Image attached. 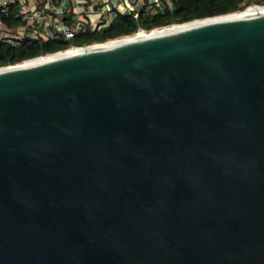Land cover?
<instances>
[{
    "label": "water",
    "instance_id": "obj_1",
    "mask_svg": "<svg viewBox=\"0 0 264 264\" xmlns=\"http://www.w3.org/2000/svg\"><path fill=\"white\" fill-rule=\"evenodd\" d=\"M0 264H264V13L0 72Z\"/></svg>",
    "mask_w": 264,
    "mask_h": 264
},
{
    "label": "trees",
    "instance_id": "obj_2",
    "mask_svg": "<svg viewBox=\"0 0 264 264\" xmlns=\"http://www.w3.org/2000/svg\"><path fill=\"white\" fill-rule=\"evenodd\" d=\"M252 6L264 7V0H169V3L164 6L162 15H139L136 19L132 16L117 15L108 27L99 32L85 31L84 34H78L73 41L86 45L93 42L101 44L132 35L138 29L150 31L197 20L228 16ZM4 21L6 24L16 23L13 18L4 19ZM65 49L62 42H50L39 38L22 39L16 47L0 44V68Z\"/></svg>",
    "mask_w": 264,
    "mask_h": 264
},
{
    "label": "built area",
    "instance_id": "obj_3",
    "mask_svg": "<svg viewBox=\"0 0 264 264\" xmlns=\"http://www.w3.org/2000/svg\"><path fill=\"white\" fill-rule=\"evenodd\" d=\"M35 1H36L35 3L41 4L44 0H35ZM157 2L158 1L155 0L154 3L152 2L149 3L148 8L151 9L153 6H157L158 5ZM111 3H112V7L109 9V12L117 11L119 15H128V16L131 15L135 19L138 17L136 0L135 1L113 0L111 1ZM14 4H16V0H0V41L13 39L16 42H19L25 38H42L46 40L47 38L51 37V35L53 34L55 36L58 35V36L63 37L65 41H70L77 34V32H79L80 30H83L82 28H79V27H75L72 29L65 25L60 26V27H52L51 25L50 30L47 29L46 25L45 27H41L40 26L41 23L44 22L45 24H49L51 21V15L49 13L50 9L48 8V3L47 4H45L44 2L42 3L43 5H45V9H37L36 8L37 4L30 6L28 4V0H17L18 8L15 14L13 15L10 8ZM12 18H16V20L22 24L21 26L15 28V30L13 28L9 29L5 25L6 23L4 19L10 20ZM107 25L108 23L93 24L92 31H95V30L98 31L104 27H107ZM157 29H160V28H157ZM153 30H156V29H153ZM151 31L152 30L145 31V30L139 29L134 34L129 35V36H124L121 38H128L139 32L149 33ZM15 32L17 33L14 35L13 33ZM92 45H98V44H90L86 46H77V47L71 46L65 50L56 52L54 54H58V53L67 51L69 49H74V48L84 49ZM54 54H49V55H54ZM27 61H30V60H27ZM27 61H23L19 64L12 65V66H17ZM12 66H7V68H10Z\"/></svg>",
    "mask_w": 264,
    "mask_h": 264
},
{
    "label": "crops",
    "instance_id": "obj_4",
    "mask_svg": "<svg viewBox=\"0 0 264 264\" xmlns=\"http://www.w3.org/2000/svg\"><path fill=\"white\" fill-rule=\"evenodd\" d=\"M111 1L113 0H44L43 2L45 4L48 3L51 21L49 24H45L43 22L40 24V26L45 27L46 25L47 29L49 30L51 28V25L52 27H60L65 25L72 29L75 27L82 28L83 30L77 32V35L84 33L85 31L99 32L92 31L93 24L108 23V27L111 22L116 18V16L119 15L117 11L109 12V9L112 7ZM154 1L155 0H136L138 16L139 14L146 15L147 13H149V11L152 10L161 11L164 7V4H162L163 2L161 3L162 0H157V6H153L151 9L148 8L149 3H154ZM35 2V0H28V4L30 6L37 4V9H45V5L42 4L43 2L41 4ZM17 8L18 4L16 0V4L12 5L10 8L13 15L15 14ZM13 19L16 21L15 24L5 25L9 29L13 28L15 30V28L21 26L22 24L19 23L16 18Z\"/></svg>",
    "mask_w": 264,
    "mask_h": 264
},
{
    "label": "bare ground",
    "instance_id": "obj_5",
    "mask_svg": "<svg viewBox=\"0 0 264 264\" xmlns=\"http://www.w3.org/2000/svg\"><path fill=\"white\" fill-rule=\"evenodd\" d=\"M246 11L248 12V14H261L264 13V7H249L245 10H243L242 12L236 13V14H232V15H228V16H223V17H217V18H212V19H206V20H201V21H194V22H190L188 24H183V25H173L171 27L168 28H161L156 29L152 32L149 33H145V32H139L133 36H130L128 38H120V39H116L115 41L113 40L112 42L109 43H105V44H99V45H92L89 46L87 48L84 49H76L77 51H86L90 48H100V47H105V46H110V45H117V44H121V43H127V42H131V41H135L138 39L139 34L141 36V38H146V37H153V36H159V35H165V34H169V33H173V32H177V31H182V30H187V29H191V28H196V27H201V26H205V25H210V24H214V23H218V22H222V21H226V20H230V19H234L237 17H241L243 15L246 14ZM74 51V49H69L67 51L58 53V54H54V55H47V57H40V58H36L30 61H27L25 63H22L18 66L15 67H10V68H5V69H0V72L3 71H10L13 69H18V68H22V67H26V66H30L36 63H40V62H45V61H50V60H54V59H58L67 55L72 54Z\"/></svg>",
    "mask_w": 264,
    "mask_h": 264
},
{
    "label": "flooded vegetation",
    "instance_id": "obj_6",
    "mask_svg": "<svg viewBox=\"0 0 264 264\" xmlns=\"http://www.w3.org/2000/svg\"><path fill=\"white\" fill-rule=\"evenodd\" d=\"M163 2V3H162ZM161 3L162 4H164V6L166 5V4H168L169 3V0H162L161 1ZM163 9H164V7H163ZM161 10V11H154V10H152V11H149V13H147L146 15H156V14H163V11L164 10ZM139 15H141V14H139ZM143 15V14H142ZM128 16V15H127ZM131 16V15H130ZM133 17V16H132ZM134 18V17H133ZM101 30V29H100ZM100 30H98V31H100ZM96 31V30H95ZM14 35L16 34V32L15 33H13ZM84 34V33H83ZM76 36H77V34L70 40V41H65L64 39H63V37H61V36H55L54 34L53 35H51V37H49V38H47L46 39V41H50V42H56V41H58V42H62L65 46L67 45V44H69V42H71L73 39H75L76 38ZM0 44H3V45H8V46H11V47H16V46H18L19 45V42H16V41H14L13 39H10V40H5V41H0ZM49 55V54H48Z\"/></svg>",
    "mask_w": 264,
    "mask_h": 264
},
{
    "label": "rangeland",
    "instance_id": "obj_7",
    "mask_svg": "<svg viewBox=\"0 0 264 264\" xmlns=\"http://www.w3.org/2000/svg\"><path fill=\"white\" fill-rule=\"evenodd\" d=\"M252 7H255V6H252ZM249 8V7H248ZM247 9V8H246ZM166 28H168V27H166ZM161 29V28H160ZM159 29V30H160ZM139 30V29H138ZM145 31H148V30H145ZM118 40V39H117ZM115 41V40H114ZM109 42H112V41H108V42H105V43H109ZM105 43H102V44H105ZM92 44H98V43H96V42H93ZM99 45V44H98ZM71 46H74V47H77V46H86V44H77V43H75L73 40L71 41V42H69V44H67L65 47H66V49L67 48H69V47H71ZM42 57H47V55L46 56H42ZM38 58H40V57H38Z\"/></svg>",
    "mask_w": 264,
    "mask_h": 264
}]
</instances>
